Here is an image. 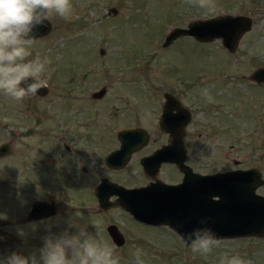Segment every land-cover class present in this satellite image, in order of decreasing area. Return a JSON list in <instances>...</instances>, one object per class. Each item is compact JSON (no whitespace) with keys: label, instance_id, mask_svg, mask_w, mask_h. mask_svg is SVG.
<instances>
[{"label":"rangeland","instance_id":"rangeland-1","mask_svg":"<svg viewBox=\"0 0 264 264\" xmlns=\"http://www.w3.org/2000/svg\"><path fill=\"white\" fill-rule=\"evenodd\" d=\"M70 2L71 16L52 14L50 31L33 40L26 58L48 61L41 77L48 82L46 95L16 101L0 92V143L11 145L0 157V261L16 253L30 264H42L45 237L84 228L114 247L119 264H138V258L143 264H220L222 257L232 256L264 264V238H222L210 253H193L168 227L138 223L119 207L100 210L91 194L99 175L107 174L101 164L117 145L116 129L142 126L154 137L161 93L183 87L195 121L190 129L193 169L210 173L253 166L264 177V86L248 79L264 66V0H212L203 9L191 0ZM223 14L251 19L234 51L223 48L220 39L198 42L188 36L162 46L172 28ZM101 87L104 94L91 97ZM84 141L90 142L88 148ZM82 151L91 154V179L75 174L85 162L86 156L77 154ZM13 153H30L32 168L44 159L58 174L48 173L43 180L13 175ZM160 175L178 179L169 169ZM18 180H23L19 189ZM256 192L264 195V187ZM36 199L55 202L56 213L27 221ZM109 223L123 234L121 246L111 242L105 230Z\"/></svg>","mask_w":264,"mask_h":264},{"label":"water","instance_id":"water-1","mask_svg":"<svg viewBox=\"0 0 264 264\" xmlns=\"http://www.w3.org/2000/svg\"><path fill=\"white\" fill-rule=\"evenodd\" d=\"M251 19L243 15L223 14L206 19H193L185 27H174L165 36L162 46H167L183 36L198 42L220 39L221 45L228 52L234 51L241 35L248 31ZM50 23H44L33 30V38L46 35ZM103 49H99L102 54ZM248 79L256 85H264V66L252 70ZM47 87H42L37 94L43 95ZM105 89L93 91L91 97L100 98ZM166 100L162 116L171 108L182 110L180 103L165 93ZM119 146L108 153L104 162L111 168L121 167L127 162L131 152L141 148L147 141L144 129L120 130L116 134ZM170 144L154 151L140 160L143 167L158 166L160 162L176 165L182 173L177 184H166L151 174L152 182L137 188H124L102 179L95 188L98 207L107 209L120 207L136 222L148 226H166L176 235H187L198 228H209L218 239L255 237L264 238V195L256 189L264 187V177L255 167L234 169L210 174L193 172L183 164L182 132H170ZM6 143L0 145V154L6 152ZM115 199L109 201L108 197ZM56 205L52 201L32 203L29 217L43 219L52 216ZM105 230L115 246H121L124 238L114 224ZM184 243V240L181 239ZM190 243V241H189ZM186 246V245H185Z\"/></svg>","mask_w":264,"mask_h":264},{"label":"clouds","instance_id":"clouds-1","mask_svg":"<svg viewBox=\"0 0 264 264\" xmlns=\"http://www.w3.org/2000/svg\"><path fill=\"white\" fill-rule=\"evenodd\" d=\"M198 8L212 6V0H191ZM52 14L69 18L72 14L70 0H0V92L16 101L35 97L38 90L47 87L42 79L48 61L31 55L32 33L47 21ZM77 227L76 225H70ZM193 253L206 255L219 243L209 228H198L181 237ZM190 241V243H189ZM42 264H119L114 247L98 242L84 228H77L75 234L67 231L59 236H48L40 250ZM0 264H30V261L16 253ZM31 264H37L35 260ZM138 264H143L139 261ZM220 264H247L239 256L222 257Z\"/></svg>","mask_w":264,"mask_h":264},{"label":"flooded vegetation","instance_id":"flooded-vegetation-1","mask_svg":"<svg viewBox=\"0 0 264 264\" xmlns=\"http://www.w3.org/2000/svg\"><path fill=\"white\" fill-rule=\"evenodd\" d=\"M254 85H256V84L254 83ZM257 86H264V85H257ZM185 92H186V88L183 87L180 89H177V88L169 89V91H164L161 93L162 100H160V102L156 106L158 113L154 117L155 118L154 129L156 132L154 137L152 136V134H153L152 131L145 129L142 126H125V127H119V129H116L114 139L116 140L117 145H116V147H113L108 152H106L103 156V162L101 165L103 168H105V171L107 174L99 175L98 181L92 187V193L91 194L94 197H95V193H94L95 188L102 179H105L109 182L120 185L124 188H137V187L144 186V185L153 181V179L151 178V174L154 171L153 169H155L156 179H159L160 181H162L166 184H177L178 182H180V180L182 178V173L179 171V169L173 163L160 162L156 168L152 165L148 166V167H143L140 164V160L142 158L147 157V156L151 155L154 151L170 144V136H169L170 132H179V131L182 132L183 164L188 166L195 173L210 174V173H214V172H224V171H229V170H234V169H246V168L253 167V166H249V167L235 166L234 168H229V169H225L222 171H214V172H210V173H206V172L202 173V172H198L197 170L193 169V167H192L193 157L191 154L192 139H191L190 129H191L192 125L195 123V121L193 120L194 116H193V111L191 109V106L190 105L188 106L184 102L183 93H185ZM165 93L169 94L171 97L176 99L180 103L182 110H180L179 108H171V110H170V112H168V114H166L165 116H162L163 106L165 105V102H166V100L164 98ZM36 96L42 97V96H44V94L43 95L36 94ZM134 128H141V129L145 130V132L147 134V141H146L145 145L143 147L131 152L128 159H127V162L124 165H122L121 167L111 168V167L107 166L104 162L105 156L108 153L112 152L113 150L117 149L119 146V142H118V139L116 136L117 132L120 130H127V129H134ZM29 129H31V128H29ZM151 142H152V144H151ZM3 143H6V145L4 146L6 148V152L4 154H0V157L5 155L6 153H8L11 149V145L9 144V142H2V143H0V145ZM62 145H63V143H62ZM82 145L88 148L90 146V142L84 141L82 143ZM64 147H65V150L68 151V149H69L68 146L64 145ZM77 154L82 155V156L84 155V157L86 156V158H85V162H83V164L77 165V169L75 171V174L77 175V177L83 176L84 178L89 177L91 179L94 175V171L91 169L92 162L89 160V158H87L91 154L89 152H84V151L78 152ZM11 158L14 160L15 163H17L15 168L13 169V172H12L13 175L15 172L19 176H21V174L23 173L25 176V179H29V178L33 177L34 179L43 180V179L47 178L48 173L55 172L56 174H58V172H56V170H54L55 169L54 167H50V168L48 167L47 161H45L44 159H40L38 161V163L36 164V166H34L36 168H32V166H31L32 158H31L30 153H27L26 155L20 154V153H13V156H11ZM51 164H54V162L51 161ZM130 164H132L134 166L129 169ZM20 165H22L20 168V170L21 169L22 170L21 171H15L16 168H18ZM166 169H169L170 173L172 175H174V176H175V174L178 175V179L165 180L164 178H162L160 174H161V172H163ZM13 178H14L13 182H16L17 177L13 176ZM21 181H23V180H18V184H17L18 188L17 189L21 188V185L19 184ZM128 181H130L131 183H127ZM27 184H28V182H27ZM87 192H89V188H87ZM95 199H96V197H95ZM108 199H109V201H112L115 199V196L110 195L108 197ZM42 200L51 201V200H46V199H36V200L32 201L30 203L29 209L26 212L25 219L27 221H36V220L45 219V218H43V219L28 218L29 217L28 213L30 211L32 203H34L36 201H42ZM53 203L56 205V210H57V204L55 202H53ZM96 203H97V200H96ZM97 207H98V204H97ZM98 209L106 210V209H101L99 207H98ZM55 213H56V211H55ZM128 217H129V215H128ZM109 224H113V223H109ZM123 238H124V236H123Z\"/></svg>","mask_w":264,"mask_h":264}]
</instances>
